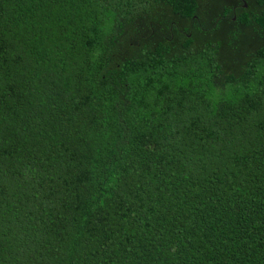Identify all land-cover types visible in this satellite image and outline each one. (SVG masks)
<instances>
[{
    "label": "trees",
    "instance_id": "1",
    "mask_svg": "<svg viewBox=\"0 0 264 264\" xmlns=\"http://www.w3.org/2000/svg\"><path fill=\"white\" fill-rule=\"evenodd\" d=\"M0 264H264V0H0Z\"/></svg>",
    "mask_w": 264,
    "mask_h": 264
},
{
    "label": "water",
    "instance_id": "2",
    "mask_svg": "<svg viewBox=\"0 0 264 264\" xmlns=\"http://www.w3.org/2000/svg\"><path fill=\"white\" fill-rule=\"evenodd\" d=\"M244 7H246V5H244Z\"/></svg>",
    "mask_w": 264,
    "mask_h": 264
}]
</instances>
